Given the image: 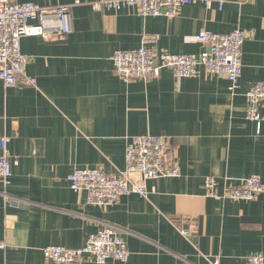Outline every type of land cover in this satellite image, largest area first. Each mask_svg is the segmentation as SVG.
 <instances>
[{
    "label": "crops",
    "instance_id": "1",
    "mask_svg": "<svg viewBox=\"0 0 264 264\" xmlns=\"http://www.w3.org/2000/svg\"><path fill=\"white\" fill-rule=\"evenodd\" d=\"M15 1L83 5L70 10L68 36L59 34L53 14L31 20L39 33L20 42L26 77L13 88L0 82V137L9 140L12 170L11 185L0 182V264H45L44 248L79 249L105 225L122 230L129 252L126 263L106 264H210L214 257L246 264L264 257V193L232 201L209 198L205 188L208 178L219 194L224 184L249 177L264 185V121L258 127L246 119L244 99L264 83V1L197 2L173 18L88 5L100 0ZM235 29L245 38L235 92L202 68L196 78L164 70L146 82H123L110 60L115 51L138 48L144 36L156 37L160 52L199 55L200 32ZM259 113L264 117L263 107ZM147 134L165 137L178 178L148 180L147 198L123 195L110 207L89 205L84 192L70 190L66 178L75 169L124 170L129 139ZM184 225L190 239L181 234Z\"/></svg>",
    "mask_w": 264,
    "mask_h": 264
},
{
    "label": "built area",
    "instance_id": "2",
    "mask_svg": "<svg viewBox=\"0 0 264 264\" xmlns=\"http://www.w3.org/2000/svg\"><path fill=\"white\" fill-rule=\"evenodd\" d=\"M264 1V0H263ZM204 2L210 6L212 0H100L88 5L94 11L109 9L119 11L135 9L141 17L173 18L177 10L189 4ZM223 1L219 2L222 6ZM83 5L79 1L66 6L43 8L33 3H18L15 0H0V82L5 88L15 87L26 77L27 58L22 55L20 42L28 35L39 30L30 26L31 20L43 21L48 14L58 18L59 34L68 36L72 32L69 23L70 10ZM196 40L204 45L199 55H173L157 49L158 40L153 36H144L136 49L115 51L110 60L113 70L123 82L132 79L149 81L156 79L164 70H170L178 79L196 78L198 68L217 78L229 82V90L235 92L242 69V50L244 35L240 29L228 34L200 32ZM35 85V80L28 81ZM246 102L245 117L259 127L264 117L259 108H264V83L252 85L244 94ZM8 138L0 137V181L8 187L12 181ZM132 176L137 177L133 179ZM180 168L169 151L167 140L162 135L133 136L125 149V168L115 175H107L100 168L75 169L66 178L70 190L82 191L86 202L97 207H110L123 195H136L147 198L144 183L161 178H178ZM218 184L208 178L205 184L206 194L210 198L232 201H253L264 193V185L258 177H249L236 186L223 185V192H217ZM182 222L180 225H183ZM122 230L116 226L105 225L90 234L79 249H66L48 246L42 250L45 264H81L89 259L94 264H106L109 261L126 263L129 252ZM181 234L190 239L189 230ZM5 245L0 243V250ZM210 264H220L214 257ZM246 264H264L261 255L251 256Z\"/></svg>",
    "mask_w": 264,
    "mask_h": 264
},
{
    "label": "water",
    "instance_id": "3",
    "mask_svg": "<svg viewBox=\"0 0 264 264\" xmlns=\"http://www.w3.org/2000/svg\"><path fill=\"white\" fill-rule=\"evenodd\" d=\"M13 204L16 205V206H17V205H20V204H18L17 202H13ZM185 225H186V224H185ZM185 225L183 226V229H184V230H187V229L185 228Z\"/></svg>",
    "mask_w": 264,
    "mask_h": 264
},
{
    "label": "rangeland",
    "instance_id": "4",
    "mask_svg": "<svg viewBox=\"0 0 264 264\" xmlns=\"http://www.w3.org/2000/svg\"><path fill=\"white\" fill-rule=\"evenodd\" d=\"M138 80H140V79H138ZM1 182V181H0ZM2 183V182H1ZM3 185V184H2ZM206 196H207V194H206ZM208 197V196H207ZM210 198V197H209ZM90 205V204H89Z\"/></svg>",
    "mask_w": 264,
    "mask_h": 264
}]
</instances>
